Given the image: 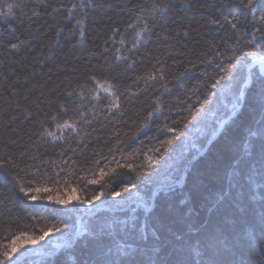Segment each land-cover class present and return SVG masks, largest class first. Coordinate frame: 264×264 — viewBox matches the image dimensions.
<instances>
[{
    "label": "snow or ice",
    "instance_id": "snow-or-ice-1",
    "mask_svg": "<svg viewBox=\"0 0 264 264\" xmlns=\"http://www.w3.org/2000/svg\"><path fill=\"white\" fill-rule=\"evenodd\" d=\"M0 208V264H264V0H0Z\"/></svg>",
    "mask_w": 264,
    "mask_h": 264
},
{
    "label": "trees",
    "instance_id": "trees-1",
    "mask_svg": "<svg viewBox=\"0 0 264 264\" xmlns=\"http://www.w3.org/2000/svg\"><path fill=\"white\" fill-rule=\"evenodd\" d=\"M8 2H11V0H8ZM123 19H127V18L124 17ZM92 27L93 26L91 24H89V31L90 32L92 30ZM96 27H97V29H99L101 31L103 30V25H99L98 24ZM142 51H146V50L142 49ZM49 71H51V73H52V80H56L57 76H56L55 66H54L53 63L49 62V63H46L44 66H41V67H39L37 69L38 82H42L44 79H46L47 77L45 75H42V74L49 73ZM20 118L22 119V116ZM172 118L173 119H177L178 117L173 116ZM155 128H156V126L154 125L152 131H149L147 133V136L140 135L139 138H138V141L136 143L131 144V147L129 149H126V152L130 151L131 149L142 148V149L146 150L147 148L152 147V145L149 143L147 137H153V136H157L158 135V133L155 131ZM122 131L128 132L129 135H131V132L135 131V128L129 129V128L125 127V128L122 129ZM159 138L163 139L164 137L163 136H159ZM140 142H143V144H141ZM222 146H223L222 144H217L211 149V151L209 152V160L213 159L216 156L217 152L220 150V148ZM89 151H91V148L89 149ZM49 154L54 159L57 158L56 155H55V149L49 148ZM104 154L107 155L106 149H105V153ZM119 158H120V155L118 153L117 154V159H119ZM121 162L123 163V161H121ZM135 163H139V161H135ZM207 163H208V161L201 160L199 163H197L196 166H197V168H204L207 165ZM66 171H67V169H66ZM50 174H51V170H50ZM81 174H83V173H81ZM69 179L72 181L71 186L73 188L77 189V191L75 193L77 196H90L93 192L100 190V186L99 185H87L85 187L84 184H78L71 177ZM48 187L52 188V187H54V185L53 184H49ZM110 187L112 189L118 190V186H117L116 183H113L112 185H110ZM19 195H20L21 199H25L26 203H28V204L32 203L30 201H26V198H24L22 194H19ZM107 199L109 201H111L113 199H118V198L108 197ZM37 203L39 205L38 208H36V209L29 208V209H27V211H32V212H34V214L39 215L40 217H46L47 220L52 222V223L58 222L57 217L59 216V213H57L55 210L59 209L61 206L52 204L49 201H38ZM69 207H72V205L70 204ZM75 207L80 208L81 210H83V205H75ZM0 211H3V209L0 208ZM108 211H111V210H108ZM256 212H257V215H258V213H259V209L258 208L256 209ZM63 218H64V222L67 223L70 220H77L79 218V214L73 213L71 216H64ZM6 219H7V217L0 218V235H3V228L8 226L7 224L4 223V221ZM30 223H31V221H30V219L27 218L26 212H21L19 214V216L16 217V223L11 224L10 226H11L12 230H14V231L26 230V231L31 232L32 231L31 228H25L24 227L25 225L30 224ZM17 224H19V226H20L19 229L17 228ZM42 226H44L43 222H41V224L38 227H42ZM36 230L38 232V228ZM4 243H8V240H7L6 237L4 239ZM51 259H52V257L43 256V255H41V256L37 255L36 257H34V256L33 257H29V260L31 261V264H48V262ZM252 259L254 260V259H256V257H252Z\"/></svg>",
    "mask_w": 264,
    "mask_h": 264
},
{
    "label": "rangeland",
    "instance_id": "rangeland-1",
    "mask_svg": "<svg viewBox=\"0 0 264 264\" xmlns=\"http://www.w3.org/2000/svg\"><path fill=\"white\" fill-rule=\"evenodd\" d=\"M118 199H120V198H118ZM118 199H117V200H118ZM96 204H97V205H100L101 202H100V201H97ZM87 207H88V206L83 205V209H84V208H87ZM98 210H99V209H98ZM108 210H111V211H112V209H108ZM79 218H80V217H79ZM79 218L77 219V221L79 220ZM48 240H52V241H54L55 238L50 236V237L46 238V241H45V242H42V244H46ZM34 247L36 248V252H35L33 255H31L30 257H33V256L36 257L37 255H40V256H41V255H43V256H49V255L46 254L45 249L42 248L41 245H36V246H34Z\"/></svg>",
    "mask_w": 264,
    "mask_h": 264
}]
</instances>
